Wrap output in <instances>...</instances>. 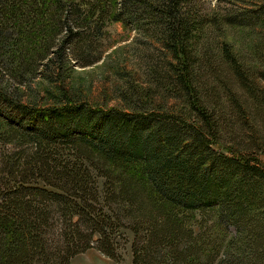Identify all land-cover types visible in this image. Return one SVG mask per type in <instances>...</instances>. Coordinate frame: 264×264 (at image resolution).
Masks as SVG:
<instances>
[{
    "label": "trees",
    "instance_id": "16d2710c",
    "mask_svg": "<svg viewBox=\"0 0 264 264\" xmlns=\"http://www.w3.org/2000/svg\"><path fill=\"white\" fill-rule=\"evenodd\" d=\"M112 23L161 66V106L151 92L131 110L69 94L67 70L100 62ZM6 146L0 264L93 248L116 261L123 231L132 264H264V0H0Z\"/></svg>",
    "mask_w": 264,
    "mask_h": 264
},
{
    "label": "rangeland",
    "instance_id": "374dc122",
    "mask_svg": "<svg viewBox=\"0 0 264 264\" xmlns=\"http://www.w3.org/2000/svg\"><path fill=\"white\" fill-rule=\"evenodd\" d=\"M214 3V0H208ZM107 36L101 41V60L93 66L79 68L70 66L67 70L65 86L69 94L76 100L83 101L87 107L95 110H108L109 108L131 110L143 108L150 109L149 101H141L145 94L154 95L155 105L161 106L159 96H155L153 87L158 84L151 67L144 66L142 57L144 49L137 44L138 37L132 31L124 28L122 23H112L107 28ZM225 40L236 48H244L248 36L242 30L232 29L225 32ZM29 78V77H28ZM3 81L7 84L14 82L4 75ZM47 81L36 78L31 83V88L37 87L41 96H45L46 103H53L55 99L44 93L48 88ZM54 87V86H53ZM44 90V91H43ZM35 92V91H34ZM33 92V94H34ZM30 94L27 93V96ZM174 103V102H173ZM11 149L6 146L0 149L1 154ZM125 236L120 241L117 250V260H112L102 255L98 250L91 249L72 259L71 264H132L131 241L132 236L125 231Z\"/></svg>",
    "mask_w": 264,
    "mask_h": 264
}]
</instances>
